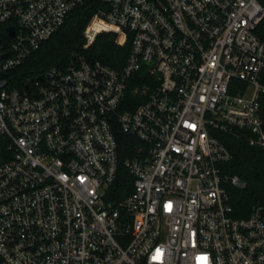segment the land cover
<instances>
[{"label": "built area", "instance_id": "2783aa9c", "mask_svg": "<svg viewBox=\"0 0 264 264\" xmlns=\"http://www.w3.org/2000/svg\"><path fill=\"white\" fill-rule=\"evenodd\" d=\"M84 1L0 0V264H264V204L232 216L221 139L264 150L260 1L98 0L82 46L128 40L121 68L72 54L12 82Z\"/></svg>", "mask_w": 264, "mask_h": 264}, {"label": "trees", "instance_id": "16d2710c", "mask_svg": "<svg viewBox=\"0 0 264 264\" xmlns=\"http://www.w3.org/2000/svg\"><path fill=\"white\" fill-rule=\"evenodd\" d=\"M264 7V0H259ZM100 2L87 0L73 6L61 24L38 47L27 55L22 62L10 70L12 82L36 78L50 66L63 65L72 54L83 55L88 60H98L113 68H121L128 51V40L122 44L115 42V34L111 31H100L93 41L83 47L82 28L93 9ZM260 39H264V15L254 28ZM260 82L264 85V67ZM259 115L264 125V91L259 92ZM228 147L231 157L222 164V172L237 175L245 182L241 189L228 188V198L232 207L233 217H246L252 205L264 204V150L246 145L241 140L221 136ZM118 167L116 177L109 188V199L119 200L131 187L132 179L122 166V160L129 156L137 140L128 134L119 132Z\"/></svg>", "mask_w": 264, "mask_h": 264}]
</instances>
